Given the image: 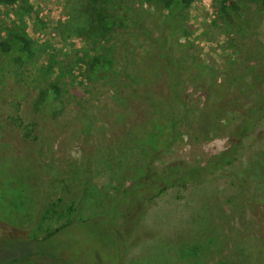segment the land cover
<instances>
[{
    "label": "rangeland",
    "instance_id": "374dc122",
    "mask_svg": "<svg viewBox=\"0 0 264 264\" xmlns=\"http://www.w3.org/2000/svg\"><path fill=\"white\" fill-rule=\"evenodd\" d=\"M121 1L130 14L143 17L156 43H164L168 17L162 0ZM218 1L191 0L175 17L181 31L173 39L175 47H184L182 55L191 61L192 71L204 67L211 77L203 87L189 89L190 116L158 165L176 159L202 163L226 146L237 116L219 98L226 99L230 84L264 54V44L222 16ZM23 2L28 12L0 6V40L6 27L18 23L34 51L30 60L12 64L3 75L4 89L11 93L0 94V236L39 239L76 221L48 244L59 264H264V134L255 141L254 133L245 139L254 148L227 168L229 176L168 189L150 204L136 200L116 223L110 215L104 219L120 194V183L132 174L127 165L136 153L123 155L122 171L106 155L111 148L114 157L118 154V147H111L114 138L125 148L132 138L159 146L167 122L155 111L179 114V109L165 101L168 84L155 75L149 46L127 27L114 23L107 28L119 14L111 0ZM235 2L238 18L256 26L253 3ZM91 13L102 22L90 18ZM92 58H106L122 76L153 86L152 108L139 104L120 109L106 85L84 77L82 67ZM63 63H75L72 70L79 77L73 83L58 76ZM52 82L60 88L59 99L51 103L58 107L41 105L34 111V100ZM207 89L210 95L204 99ZM121 112L129 138L121 132ZM262 130L264 117L254 127V132ZM107 167L108 178L102 174Z\"/></svg>",
    "mask_w": 264,
    "mask_h": 264
},
{
    "label": "trees",
    "instance_id": "16d2710c",
    "mask_svg": "<svg viewBox=\"0 0 264 264\" xmlns=\"http://www.w3.org/2000/svg\"><path fill=\"white\" fill-rule=\"evenodd\" d=\"M111 1L113 3L112 9L119 14L106 23L107 28L114 23L127 27L136 33V36L146 46H149L152 51L151 59L157 65L155 75H162L161 77L168 84L165 101L179 109V114L174 113L173 109L168 113L160 110L155 111V113L165 117L167 122L165 140L161 145H153L149 138V141L146 140L144 143L140 139H138V142L135 138H132L130 139L131 146L125 148L124 144L119 141L120 139L114 138L116 143L111 145V147H118L116 149L118 154L114 157L112 148L109 152H106V155L112 158V162L115 159L119 163L121 170L123 155L136 152L130 157L133 158L134 162L131 165H127V170L132 172V174L126 175V179L120 183V194L112 200L111 209L104 215V219H107L110 215V221L116 223L124 209H127L129 205L138 203L136 200L150 204L168 189L181 190L187 185L203 183L216 176H229L227 168L248 150L254 148V144L246 143L245 139L254 133L253 141H255L257 136L264 134V130L254 132L257 122L264 117V54L259 62H250V67L246 70L248 73L244 72L238 77L239 79L234 80L230 84L226 91V99L219 98L221 100L220 104L226 107L229 112L236 113L237 116L234 125L227 133L226 146L218 152L209 155L202 163L195 162L191 164L176 159L158 165L157 162L163 154L178 141L181 135V123L184 120L187 121L188 116H190L191 99L189 96L191 94L189 89L203 87L211 77V72L204 67L192 71L191 61L182 55L184 47H175L176 45L173 42V39L181 34V31L176 30L175 17L181 9L191 5V0H162L163 10L166 11L168 17V29L162 44L156 43L150 37L142 23L143 17L130 14L128 8L121 0ZM146 1L141 0V2ZM246 1L249 4L253 3L257 10L259 21L254 27L246 26L238 18L239 6L235 0L218 1L219 12L227 20L230 18L232 23L237 22L240 24L244 33L254 36L255 40L264 44V10H261L264 0ZM0 6L4 8L17 6L20 13L29 11V7L25 6L23 0H0ZM95 10L92 9L91 11ZM96 15L91 13L90 18ZM95 20L98 23L102 22V18L98 16H96ZM102 29L105 30V28ZM33 54V46L23 32V28L18 23H12L9 27H6L5 37L0 40V94L10 96L11 93L4 89L5 79L3 75L8 71V68L14 63H25V61L32 58ZM84 65L81 70L84 73V77L91 81H100L106 85L111 94L110 98L120 109L139 106V104L151 109L154 105L153 101H149L152 97L150 94L153 86L150 87L144 82V84H139L138 80L129 75L122 76L120 72L112 70L108 59L104 58L100 61L97 58H92L90 62ZM74 66H76L75 63H63L60 70L57 69L58 76L60 78H68L69 82L73 83L79 77L77 72L72 70ZM184 70L188 72L185 78L183 75ZM10 90L13 92V87ZM247 92H253V98L245 95ZM208 95H210V92L207 89L206 93L204 91V94H202V97L205 99ZM59 96V86L53 82L49 83L34 100V111H38L41 105H43L42 108L47 110L55 109L58 105L53 104L52 106L51 103L58 100ZM194 96L199 97L200 95ZM173 116H175L174 119H172ZM119 118L122 120L120 124V127H122L121 132L125 137L129 138L128 129L124 126V114L122 112ZM15 120L19 121L18 119ZM87 127L90 131H93L90 125ZM89 130L84 131V133L87 132V136L90 135ZM120 147L122 149H119ZM114 169L117 171L115 166H113ZM105 170L102 171V174L105 173L108 178L110 168L107 167ZM103 183L104 181H101L97 185L98 189L102 188ZM75 222L64 223L39 239L4 238L0 236V264H59L57 255L52 250H48L50 248L48 244L51 238H54L61 230L68 229Z\"/></svg>",
    "mask_w": 264,
    "mask_h": 264
}]
</instances>
